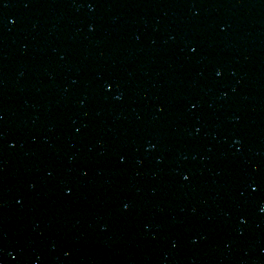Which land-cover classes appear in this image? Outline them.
<instances>
[{
    "label": "water",
    "instance_id": "water-1",
    "mask_svg": "<svg viewBox=\"0 0 264 264\" xmlns=\"http://www.w3.org/2000/svg\"><path fill=\"white\" fill-rule=\"evenodd\" d=\"M0 264H264V0H0Z\"/></svg>",
    "mask_w": 264,
    "mask_h": 264
}]
</instances>
